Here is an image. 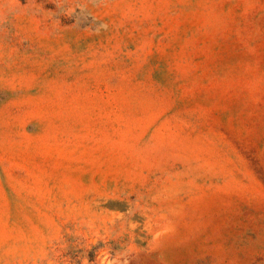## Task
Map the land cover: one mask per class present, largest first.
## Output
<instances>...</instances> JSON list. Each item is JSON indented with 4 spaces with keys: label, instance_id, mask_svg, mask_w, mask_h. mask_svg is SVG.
<instances>
[{
    "label": "rangeland",
    "instance_id": "rangeland-1",
    "mask_svg": "<svg viewBox=\"0 0 264 264\" xmlns=\"http://www.w3.org/2000/svg\"><path fill=\"white\" fill-rule=\"evenodd\" d=\"M0 264H264V0H0Z\"/></svg>",
    "mask_w": 264,
    "mask_h": 264
}]
</instances>
